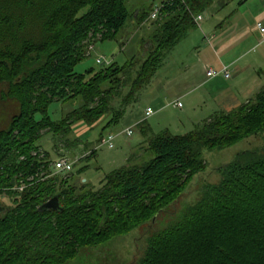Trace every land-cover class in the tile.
<instances>
[{"label": "trees", "instance_id": "1", "mask_svg": "<svg viewBox=\"0 0 264 264\" xmlns=\"http://www.w3.org/2000/svg\"><path fill=\"white\" fill-rule=\"evenodd\" d=\"M214 1L163 0L140 55L78 73L90 34L115 40L129 21L140 28L153 6L135 17L125 0H0V199L9 200L0 202V264H70L86 249L150 226L172 214L205 172L204 149L264 132L263 88L185 134L145 130L144 153L94 185L54 172L63 157L53 145L46 150L45 135L70 141L79 125H117L168 53L197 29L191 12L205 13ZM57 100L81 104L54 118ZM218 174L181 220L151 235L137 264H264V150L246 151ZM54 196L63 209H42Z\"/></svg>", "mask_w": 264, "mask_h": 264}, {"label": "rangeland", "instance_id": "2", "mask_svg": "<svg viewBox=\"0 0 264 264\" xmlns=\"http://www.w3.org/2000/svg\"><path fill=\"white\" fill-rule=\"evenodd\" d=\"M162 2L163 0H125L129 11L133 15L135 14V17L140 14L142 8H148L150 5L154 6ZM239 2L240 0H234L232 3L229 2V4L231 3L230 9L233 6L238 7ZM261 4V0H248L242 3L239 11L245 17L246 23L250 25L254 24L263 14ZM87 10L88 7L84 8L80 15L84 14ZM137 10L138 13L136 14ZM218 17H223L222 13ZM153 21L145 24L143 28L142 26L138 28L129 21L123 28L122 33L115 40L100 41V35L93 36V34H90L89 38L85 40L84 55H86V59L76 66L75 71L84 73L92 67L97 71L100 70L103 66L99 65L96 61L99 57H105L111 61L107 62L104 67H108L113 63L123 66L131 58V51L133 54L140 53L139 49H141L142 40L147 38L148 31L154 27ZM197 33L200 32L198 31ZM138 40L139 43H137ZM92 46L94 47L91 48ZM127 46L129 47L126 49ZM122 48L124 50H121ZM185 76L186 74L182 69L161 70L160 66L150 85L141 91L137 101L129 107V112L123 116L124 118L117 125L105 128L108 120H101L93 127L79 125L74 128L70 141H63L60 137H54L52 133H48L45 135L46 137L44 136L47 138L44 142L46 150L52 151L53 145L54 150L62 157L70 158L74 161L78 159L72 171L76 174L78 180L77 177L74 180L79 181L81 178L84 180L94 177V182L98 183V177L104 176L111 170L120 167V164L125 163L126 157L122 154L125 144L131 143L138 138V131L141 126L137 125L134 128L135 133L133 136L127 134L126 128L142 116L143 120H146L144 126H151L149 137L161 132L164 127H170V131L173 134H183L194 129L195 126H188L187 129L181 128L179 131H175L177 126L174 127L172 121L177 119L176 117L179 116L180 109L176 108L172 103H169L168 108L164 112L161 113L160 109L161 93H165V87L161 88V84L165 83V78H173L180 81ZM172 96L174 95H168L164 102L171 101ZM191 99V97H183L182 103L185 107L181 110L187 111L190 109ZM80 104L81 102L76 100L66 103L57 100L51 105L50 112L54 118H59L63 113L80 106ZM147 106H153L158 111L145 119L144 113ZM109 134L116 135L114 148H109L104 143ZM143 144V148H140L136 155L144 153V147H146L147 142ZM262 150H264V132L250 136L233 146L212 150L204 149L202 155L207 169L204 173L196 175L193 178L191 185L186 190V194L181 198V202L172 210L173 212H169H172V214L160 216L157 218L156 223H152L150 226L139 227L125 236L117 237L104 247L86 249L81 253L79 258L70 264H137L146 253L151 235L181 220L191 205L196 202L201 189L219 180L218 171L221 168H225L233 163L239 155L246 151L256 152ZM85 165H88L87 169L82 170ZM70 175L71 173L62 174V177L64 179H71ZM2 201L3 203H9L6 197L0 199V202Z\"/></svg>", "mask_w": 264, "mask_h": 264}, {"label": "crops", "instance_id": "3", "mask_svg": "<svg viewBox=\"0 0 264 264\" xmlns=\"http://www.w3.org/2000/svg\"><path fill=\"white\" fill-rule=\"evenodd\" d=\"M233 1L231 0V3ZM245 1L248 0H240L238 7L233 6L230 9L231 3L224 4L215 0L209 10L203 13L205 19L201 23L202 28L198 26L197 29L190 31L164 59L161 70L182 69L186 76L180 81L165 78V83L161 84V88L165 87V93H161V113L168 108L169 103L173 104L176 100L182 103L183 97L192 98L190 109L187 111L181 110L185 107L183 103L182 107L173 104L180 109L179 116L172 121V125L177 126L175 131L187 129L188 126L194 127L216 113L236 109L255 99L264 88V41L261 40V33L256 26L258 22L264 24V0H261L263 14L252 25L245 22V17L239 11ZM220 13L223 15L221 18L218 17ZM145 24L147 23L142 24V28ZM197 30L200 33H197ZM205 34H213V37L208 41ZM131 54L134 56L132 51ZM223 66L229 67L231 77L216 76L210 79L206 77L207 68L221 69ZM168 95L174 96L171 101L168 100L170 102L165 103ZM148 107L155 110L153 106L146 108ZM127 112L129 108L125 115ZM145 121L142 116L126 128L133 130L130 135L133 136L134 128L137 125L141 126L138 138L125 144L122 151L126 157L125 163L132 154L143 148V143L147 141L145 130H150L151 126H144ZM162 131H170V127H164ZM104 176L98 177V182H101ZM93 178L89 177L90 185L96 184Z\"/></svg>", "mask_w": 264, "mask_h": 264}, {"label": "built area", "instance_id": "4", "mask_svg": "<svg viewBox=\"0 0 264 264\" xmlns=\"http://www.w3.org/2000/svg\"><path fill=\"white\" fill-rule=\"evenodd\" d=\"M181 1L183 3H185V0H181ZM163 6H164L163 3L155 4L152 7V10L150 12V16L148 17V19L144 23H148L150 21H153V20L157 19L159 17L160 13H161V10H162ZM191 14H192V17H193L195 23L197 24V26L201 27V23L204 21V19H205L204 16L205 15L203 13L194 14L192 12H191ZM256 26H257V29L259 30V32L261 33V40L264 41V24L262 22H258ZM205 37L209 41V39L211 37H213V34L212 35H206L205 34ZM93 47L94 46H92L91 48H93ZM96 61H97L98 64L111 62V61L107 60L105 57H99ZM205 73H206V77L208 79L214 78L216 76H224L226 78L231 77V70L229 69L228 66H223L221 69L207 68ZM173 104L175 106H177V107H182V103L179 100L174 101ZM155 112L156 111L153 108H151V107L146 108V110H145L146 118L151 117L152 115L155 114ZM126 132H127L128 135H131L133 133V130L131 128H129V129H126ZM115 137H116V135L109 134L106 137V139L104 140V143L107 144L109 148H114ZM77 160L74 161V160H71L70 158H66V157L59 158L58 160L53 162L54 172L55 173H60V174L71 173L73 171V169H74V165H75V162ZM20 189H22V187Z\"/></svg>", "mask_w": 264, "mask_h": 264}, {"label": "water", "instance_id": "5", "mask_svg": "<svg viewBox=\"0 0 264 264\" xmlns=\"http://www.w3.org/2000/svg\"><path fill=\"white\" fill-rule=\"evenodd\" d=\"M138 13V10L136 11V14ZM85 180V179H84ZM42 209H53V210H62V206L60 204V199L58 196H54L51 199H49L47 202H45L42 205ZM3 211L2 208H0V216L1 212Z\"/></svg>", "mask_w": 264, "mask_h": 264}]
</instances>
